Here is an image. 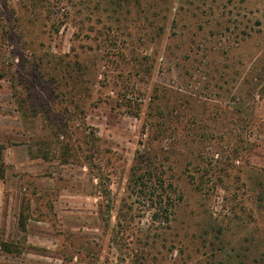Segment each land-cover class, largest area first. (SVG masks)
Returning <instances> with one entry per match:
<instances>
[{
  "label": "rangeland",
  "instance_id": "rangeland-1",
  "mask_svg": "<svg viewBox=\"0 0 264 264\" xmlns=\"http://www.w3.org/2000/svg\"><path fill=\"white\" fill-rule=\"evenodd\" d=\"M0 264H264V0H0Z\"/></svg>",
  "mask_w": 264,
  "mask_h": 264
},
{
  "label": "trees",
  "instance_id": "trees-1",
  "mask_svg": "<svg viewBox=\"0 0 264 264\" xmlns=\"http://www.w3.org/2000/svg\"><path fill=\"white\" fill-rule=\"evenodd\" d=\"M157 132L162 133L161 130ZM126 186L129 196L134 198L135 202L142 206L145 211L149 212L151 224L156 227L160 226L159 228L169 226L174 214L175 189L165 179L163 161L161 162L152 156L149 150L138 153L134 158ZM106 204V210L112 212L114 210L113 204L109 203V200ZM109 219V217L105 218V226H108ZM115 227L119 230L125 227L123 222L118 220V217L113 228Z\"/></svg>",
  "mask_w": 264,
  "mask_h": 264
}]
</instances>
